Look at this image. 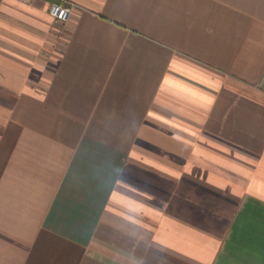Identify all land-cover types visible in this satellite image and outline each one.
I'll list each match as a JSON object with an SVG mask.
<instances>
[{
    "label": "crops",
    "instance_id": "1",
    "mask_svg": "<svg viewBox=\"0 0 264 264\" xmlns=\"http://www.w3.org/2000/svg\"><path fill=\"white\" fill-rule=\"evenodd\" d=\"M0 0V264H264V0Z\"/></svg>",
    "mask_w": 264,
    "mask_h": 264
},
{
    "label": "built area",
    "instance_id": "2",
    "mask_svg": "<svg viewBox=\"0 0 264 264\" xmlns=\"http://www.w3.org/2000/svg\"><path fill=\"white\" fill-rule=\"evenodd\" d=\"M26 2L27 0H17ZM73 6L69 4H61L59 2H51L48 6V15L54 23H65L71 16Z\"/></svg>",
    "mask_w": 264,
    "mask_h": 264
},
{
    "label": "trees",
    "instance_id": "3",
    "mask_svg": "<svg viewBox=\"0 0 264 264\" xmlns=\"http://www.w3.org/2000/svg\"><path fill=\"white\" fill-rule=\"evenodd\" d=\"M52 2L54 1V0H51Z\"/></svg>",
    "mask_w": 264,
    "mask_h": 264
}]
</instances>
